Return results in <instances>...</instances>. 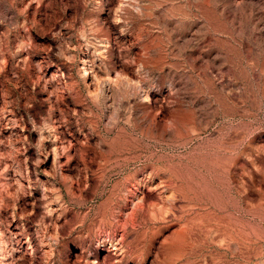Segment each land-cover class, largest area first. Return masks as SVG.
<instances>
[{"label": "rangeland", "instance_id": "374dc122", "mask_svg": "<svg viewBox=\"0 0 264 264\" xmlns=\"http://www.w3.org/2000/svg\"><path fill=\"white\" fill-rule=\"evenodd\" d=\"M0 264H264V0H0Z\"/></svg>", "mask_w": 264, "mask_h": 264}, {"label": "bare ground", "instance_id": "6f19581e", "mask_svg": "<svg viewBox=\"0 0 264 264\" xmlns=\"http://www.w3.org/2000/svg\"><path fill=\"white\" fill-rule=\"evenodd\" d=\"M85 71H87V69ZM83 77H86V74H84Z\"/></svg>", "mask_w": 264, "mask_h": 264}]
</instances>
